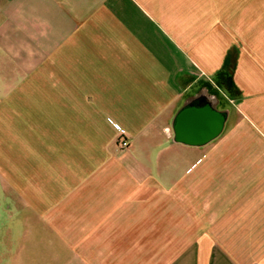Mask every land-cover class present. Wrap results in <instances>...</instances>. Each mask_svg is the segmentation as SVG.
Wrapping results in <instances>:
<instances>
[{"label": "crops", "instance_id": "0c3cea01", "mask_svg": "<svg viewBox=\"0 0 264 264\" xmlns=\"http://www.w3.org/2000/svg\"><path fill=\"white\" fill-rule=\"evenodd\" d=\"M252 12L250 0H0V264H264ZM201 81L228 100L225 128L203 147L168 144Z\"/></svg>", "mask_w": 264, "mask_h": 264}, {"label": "water", "instance_id": "95a60500", "mask_svg": "<svg viewBox=\"0 0 264 264\" xmlns=\"http://www.w3.org/2000/svg\"><path fill=\"white\" fill-rule=\"evenodd\" d=\"M230 113L226 97L209 81L188 89L170 118L168 144L203 147L223 131Z\"/></svg>", "mask_w": 264, "mask_h": 264}, {"label": "rangeland", "instance_id": "374dc122", "mask_svg": "<svg viewBox=\"0 0 264 264\" xmlns=\"http://www.w3.org/2000/svg\"><path fill=\"white\" fill-rule=\"evenodd\" d=\"M250 5L254 8V12L250 13V18H254L255 20V32L256 34L263 33L264 31V0H250ZM243 5H241L242 8ZM241 11V10H240ZM239 16V17H238ZM238 16L234 15V22L237 21V17L239 18V36L240 38H247L248 35V27L247 22H243V14H239ZM252 29H250L251 31ZM253 32V30L251 31ZM260 37V36H259Z\"/></svg>", "mask_w": 264, "mask_h": 264}, {"label": "built area", "instance_id": "2783aa9c", "mask_svg": "<svg viewBox=\"0 0 264 264\" xmlns=\"http://www.w3.org/2000/svg\"><path fill=\"white\" fill-rule=\"evenodd\" d=\"M118 141H119L121 147H127V145H128V140H127V138L124 136L123 131H120V135H119V137H118Z\"/></svg>", "mask_w": 264, "mask_h": 264}]
</instances>
